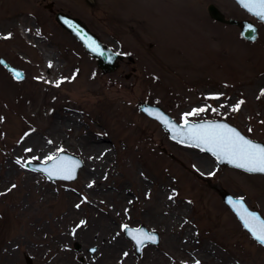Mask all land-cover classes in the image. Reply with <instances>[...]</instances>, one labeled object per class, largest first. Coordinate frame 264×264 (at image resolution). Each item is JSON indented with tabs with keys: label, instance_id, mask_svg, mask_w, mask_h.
Wrapping results in <instances>:
<instances>
[{
	"label": "rangeland",
	"instance_id": "1",
	"mask_svg": "<svg viewBox=\"0 0 264 264\" xmlns=\"http://www.w3.org/2000/svg\"><path fill=\"white\" fill-rule=\"evenodd\" d=\"M210 3L228 17L253 20L258 38L246 40L237 25L214 20ZM58 11L79 17L122 51L118 69L102 72L58 23ZM13 14L25 18L17 30L24 26L33 40L44 39L76 73L70 85L63 73L40 80L28 51L11 46V37L0 41V56L26 73L18 81L0 64V107L10 111L0 122V182L8 177L11 183L0 189V264H28L26 254L32 264H108L105 240L114 236L129 251V264H184L163 253L181 221L196 228L186 241L191 251L210 254L203 248L209 244L234 264H264V245L220 194L225 189L242 196L264 216V173L220 164L201 148L174 140L137 106L157 103L179 122L225 119L264 142V23L235 0H0V17ZM256 77L262 79L254 82ZM94 78L102 86H88ZM199 109L204 111L186 115ZM27 131L39 141H21ZM103 148L105 166L90 164ZM61 150L84 161L74 180L50 179L25 166ZM29 176L32 185L22 182ZM155 204L160 206L151 209ZM222 221L234 227L236 238L213 235ZM126 224H145L160 242L137 254Z\"/></svg>",
	"mask_w": 264,
	"mask_h": 264
},
{
	"label": "water",
	"instance_id": "2",
	"mask_svg": "<svg viewBox=\"0 0 264 264\" xmlns=\"http://www.w3.org/2000/svg\"><path fill=\"white\" fill-rule=\"evenodd\" d=\"M241 7H243L246 11H248L251 15L255 16L257 19L261 20L264 23V19H261L260 17L256 16L254 12L250 11L248 8L244 6L243 3H241V0H235ZM208 11L216 20H219L221 22L230 23L238 25L241 34L244 38L248 40H256L259 34V27L255 22H253L251 19L245 18V19H237L234 17H227L225 13L214 3H211L208 5ZM56 19L57 21L63 25L64 28H66L68 31H70L85 47V49L96 58L98 66L102 69L103 72H112L115 71L118 67L117 61L123 57V54L120 51L114 50L111 47H109L106 43H104L99 35H97L95 32H93L80 18L75 17L69 13H66L64 11H58L56 13ZM90 45H92L90 47ZM98 47L99 51H94L93 48ZM132 59V57H130ZM0 61L10 70L13 72V74L17 78V74H19L18 79H23L25 77V72L16 67L11 65L9 62H7L3 57L0 58ZM140 110H142L147 115L157 119L160 121L164 129L169 133V135L184 144H191L195 145L196 147L201 148L203 151L213 155L219 163H225L231 166H236V164L230 162L228 158H225L223 156H218L214 154V151L208 150L209 146L200 143L199 141L195 139H191L188 135V128L196 125H225L228 128L235 129L241 136H243L245 139L250 140L251 142L260 145L261 147H264V142L255 140L253 138H250L246 134H244L237 126L233 125L232 123L228 122L224 119H205V120H197V121H185V122H178L176 121L167 111H165L160 105L141 101L138 104ZM153 113H156L158 115H153ZM162 117V118H161ZM164 120H167L168 123H164ZM171 125V127H169ZM84 161L81 159V157L69 153L61 151L56 156L52 157L51 159L47 161H26L25 165L29 169L33 170H39L45 173L49 178L51 179H64V180H73L78 176V172L80 168L83 166ZM61 168H70L72 169L70 175L72 178H66L69 173L64 171H59ZM240 168V167H239ZM47 169V171H46ZM244 169V168H242ZM246 170V169H244ZM220 194L223 198V200L233 209V211L237 214L238 218L242 222L244 226V221L241 218L242 214L245 212L253 213L257 217H259L260 220H264V216L261 214V212L257 209H252L249 207L247 202L242 196H235L231 194L228 190L221 189ZM230 201L239 202L237 206H234ZM245 227V226H244ZM246 228V227H245ZM249 233L253 236L252 232L246 228ZM124 231L126 235L133 240L135 244V249L137 254H140L143 250V247L145 244L151 243V244H158L160 241L159 233L155 230H148L145 225H141L140 227H134L130 225L124 226ZM145 234L154 236L155 240H148L145 238ZM139 238L143 241V243L138 244L136 242V239ZM255 238V236H253ZM256 239V238H255ZM257 240V239H256ZM258 241V240H257ZM259 242V241H258ZM261 243V242H260ZM264 245V243H262ZM76 248L80 249L81 245L79 243H76ZM92 249H95L94 247L90 248V251ZM25 259L28 264H32V257L29 254L25 255Z\"/></svg>",
	"mask_w": 264,
	"mask_h": 264
},
{
	"label": "bare ground",
	"instance_id": "3",
	"mask_svg": "<svg viewBox=\"0 0 264 264\" xmlns=\"http://www.w3.org/2000/svg\"><path fill=\"white\" fill-rule=\"evenodd\" d=\"M25 20L22 16H19L18 14H13L5 17H0V41L4 40L8 37H11L13 41H11V46H15L16 48L20 50L28 51L30 55L34 57V61L32 62V65L34 66V69L38 72L37 78L40 80H45L46 82L49 81V77L52 76L53 78L57 74H65L66 80H68V85H70V81H73L75 78V68L71 63H65L62 58H60L59 53L55 51L51 45H48L44 39L40 38L34 39L27 33L26 27L23 26L24 30L20 32L17 30L18 26L22 24V22ZM53 64V65H52ZM51 65V66H50ZM262 77H256L253 79L254 82H258ZM88 86H97L99 83L96 78L94 79H88L87 81ZM98 86H102L101 83ZM100 88V87H99ZM109 98H106V102H108ZM104 102V101H103ZM103 102L101 104H103ZM111 112V111H109ZM10 115V111L6 107H0V122L8 117ZM74 115L71 116V119L73 120ZM128 125L132 124L130 121H127ZM69 129L71 127H68ZM7 134V133H5ZM40 136L32 131H27L22 134L21 141L22 140H32V141H39ZM102 156H95L94 158L90 159V164H96L97 166H105V163L107 162L104 160L105 156L108 154V150L106 148H103ZM33 154L36 155L35 152ZM41 158H44L45 156H40ZM131 168H134V164H130ZM134 171V169H133ZM8 177L2 178L0 182V189L9 186L11 183L7 179ZM33 177L29 176V178H23L22 182L24 184H33ZM140 184H142V178H140ZM191 183L184 184L183 187H191ZM159 204H155L151 206V209L159 207ZM146 209H150L149 206H146ZM164 209L167 211H173L176 212V209L168 205L167 203L164 204ZM150 211V210H149ZM213 214V213H212ZM215 216V214H213ZM211 222H213V219H210ZM217 226V225H216ZM105 227L107 229L113 228L112 222L105 223ZM167 231V229H164ZM174 233H169V247L166 248V250L163 252L164 255H166L168 260L174 261L180 260L184 264H234L233 261L229 260V257H224L222 253L219 251H216L214 248H212L211 245L206 244L203 248L206 250L205 252L209 251L210 254L205 255L202 252H199L197 249L190 250V245L186 243V241L196 233V228L191 226L190 223H187L185 221H181L177 224V230ZM221 233L224 237H230V238H236V231L234 227L225 224V221H222L219 226L215 227L214 236H218V233ZM178 233V234H177ZM181 237V242H177V235ZM57 242H60L59 237H55L54 239ZM107 243L106 250H105V256L108 259V264H129V251L125 248L120 247V242L118 236L109 237L105 240ZM119 250V251H117ZM118 254H114V253ZM186 254V255H184ZM139 264H144L142 261L139 262ZM146 264H152L150 259L147 261Z\"/></svg>",
	"mask_w": 264,
	"mask_h": 264
},
{
	"label": "snow or ice",
	"instance_id": "4",
	"mask_svg": "<svg viewBox=\"0 0 264 264\" xmlns=\"http://www.w3.org/2000/svg\"><path fill=\"white\" fill-rule=\"evenodd\" d=\"M241 3L254 12L256 16L264 19V0H241ZM93 50L99 51L98 47H94ZM17 78H19V74H17ZM197 111H204V109L193 110L192 113L186 115H195ZM153 115L158 114L153 113ZM164 123L167 124L168 121L164 120ZM187 132L191 139L208 145V150L214 151L218 158L220 156L228 158L237 167L244 168L249 172L264 173V147L245 139L235 129L228 128L225 125H193L188 128ZM59 171L68 172L69 175L66 178H72L70 175L72 169L61 168ZM230 203L234 206L239 204L235 201H230ZM241 218L244 221V226L252 232L253 236L259 242L264 243V220H260L255 214L248 212L242 214ZM145 238L155 240L154 236L147 234H145ZM136 242L138 244L143 243L139 238L136 239ZM92 251H95V249H92Z\"/></svg>",
	"mask_w": 264,
	"mask_h": 264
},
{
	"label": "flooded vegetation",
	"instance_id": "5",
	"mask_svg": "<svg viewBox=\"0 0 264 264\" xmlns=\"http://www.w3.org/2000/svg\"><path fill=\"white\" fill-rule=\"evenodd\" d=\"M6 69V68H5ZM7 70V69H6ZM8 71V70H7ZM9 72V71H8ZM10 73V72H9ZM11 74V73H10Z\"/></svg>",
	"mask_w": 264,
	"mask_h": 264
}]
</instances>
